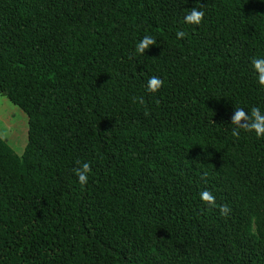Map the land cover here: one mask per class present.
Returning a JSON list of instances; mask_svg holds the SVG:
<instances>
[{
	"label": "trees",
	"instance_id": "1",
	"mask_svg": "<svg viewBox=\"0 0 264 264\" xmlns=\"http://www.w3.org/2000/svg\"><path fill=\"white\" fill-rule=\"evenodd\" d=\"M253 58L264 0H0V94L26 116L20 152L0 136V264H264V138L231 124L264 112Z\"/></svg>",
	"mask_w": 264,
	"mask_h": 264
},
{
	"label": "clouds",
	"instance_id": "2",
	"mask_svg": "<svg viewBox=\"0 0 264 264\" xmlns=\"http://www.w3.org/2000/svg\"><path fill=\"white\" fill-rule=\"evenodd\" d=\"M202 7V6H201ZM205 17V13L200 8H192L185 16V22L192 25H200ZM187 35L184 31H178L176 33L177 39H183ZM156 44V40L152 36H145L136 46V52L144 55L145 51L152 45ZM252 66L257 73L258 83L264 87V58H253ZM164 85V81L158 76H152L147 81V91L150 93H158ZM136 100L140 104H144V98L137 97ZM232 125L235 127L232 129V135L239 137L240 130L243 129L248 132H254L257 138H264V112L260 107H252L250 114L245 112L243 108H236L234 115L232 116ZM75 175L78 177V181L81 186L87 185L89 181V174L92 172L91 165L87 162L83 163L80 167L76 168ZM201 200L210 207L216 206L215 196L207 189L200 193ZM219 210L222 216H228L231 212L230 207L225 204L219 206Z\"/></svg>",
	"mask_w": 264,
	"mask_h": 264
},
{
	"label": "rangeland",
	"instance_id": "3",
	"mask_svg": "<svg viewBox=\"0 0 264 264\" xmlns=\"http://www.w3.org/2000/svg\"><path fill=\"white\" fill-rule=\"evenodd\" d=\"M0 136L20 152L26 140L25 113L0 94Z\"/></svg>",
	"mask_w": 264,
	"mask_h": 264
}]
</instances>
